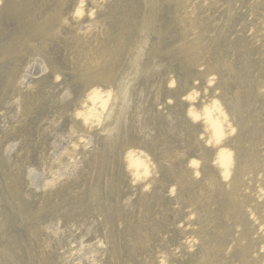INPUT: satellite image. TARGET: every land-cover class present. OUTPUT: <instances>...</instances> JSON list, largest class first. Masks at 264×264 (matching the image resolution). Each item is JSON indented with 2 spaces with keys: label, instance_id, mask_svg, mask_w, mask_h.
I'll use <instances>...</instances> for the list:
<instances>
[{
  "label": "bare ground",
  "instance_id": "obj_1",
  "mask_svg": "<svg viewBox=\"0 0 264 264\" xmlns=\"http://www.w3.org/2000/svg\"><path fill=\"white\" fill-rule=\"evenodd\" d=\"M79 3L0 0V170L21 167L8 185L23 228L52 250L55 223L85 212L68 203L84 171L104 165L93 141H106L117 178L105 174L100 195L91 183L83 205L96 200L97 216L77 223L106 234L76 264H264V0H84L73 19ZM126 36L173 39L151 56L192 85L165 77L163 99L130 107L118 72L142 50ZM175 108L178 126L157 121Z\"/></svg>",
  "mask_w": 264,
  "mask_h": 264
},
{
  "label": "rangeland",
  "instance_id": "obj_2",
  "mask_svg": "<svg viewBox=\"0 0 264 264\" xmlns=\"http://www.w3.org/2000/svg\"><path fill=\"white\" fill-rule=\"evenodd\" d=\"M128 3L132 4L130 1ZM130 6H128V4H126L125 6V4L121 3V7L119 8L128 9L130 8ZM166 8L167 10H170L169 7H166ZM140 14L141 12H138V15ZM133 39L134 38L132 36L131 38L130 36L125 37V40H127L130 43H133L131 48L137 45L138 51L142 50L141 51L142 56L139 57L135 65L131 63V65L127 66L123 70L120 69V71L118 72V77H117L119 82L122 85L121 86L122 91L126 89L127 94L129 96L132 95L131 98H128L130 107L131 105L132 107H135V106H137L138 108L140 107L139 110L143 112L144 108L146 107L149 108L150 106L155 105L154 103L156 101L159 102L161 99H163L166 95V93L164 92V87L166 85L163 82V79L165 77L173 78V82L176 86L179 85L180 87L188 88V86L192 85V83L189 80V71L185 70L184 73L181 70L179 71V66L173 63L172 61L170 62L169 58L165 56H160L158 57V59H153L151 56L150 48L154 43L157 42V44L161 45L162 47H167L172 43L173 39L171 41H168L166 39V36H163L162 38H159L156 41H152L151 39H148L147 43L144 40H143L144 42L140 41L138 38H136V40H133ZM141 42H143V44H141ZM0 46H1V43H0ZM131 48H127V51L129 52L126 54V58L130 55ZM169 71L171 72L170 75L168 74ZM0 86H1V80H0ZM63 87H68V86L62 85V88ZM72 87L75 88L76 86H74L73 84ZM67 90H71V89H67ZM178 107L181 108V105L178 104ZM176 109L177 108H175V110L165 109L166 112L164 113V116H166L167 119L163 117H159L160 119H158L157 121L159 123H163L165 127H167L169 124L173 128L174 126H178V123H180V120L181 122L183 121V115L179 116V113ZM161 116H162V113H161ZM168 117L172 118V121L168 120ZM2 128L3 130L1 131V134L5 138L6 134H8L7 130L9 128V125L7 127L2 126ZM151 129H152V133H151L152 135L155 133L158 134L156 132L157 127H154V126L152 128H149L148 126H146L144 132L145 131L147 132L148 130H151ZM166 129H170V128H166ZM93 142L94 144H96L94 152L96 150L102 151L101 154L103 153V155L101 156L96 155V156L97 158H100V157L104 158V160L102 161L104 162L103 164L105 166L101 165L98 167L88 168V170L84 171L87 177L84 178L82 182H80L79 184L76 183V185L74 186V189L83 188L82 189L83 195L79 196V198L77 199H70L68 203L70 206L68 209L72 210V209L77 208V212L81 211L79 209H82V211H85V212L77 213L78 216L71 217V220L69 221L60 219L59 221L55 223L56 229H58L56 230L55 234H58L57 235L58 238L56 242L54 241L55 239L52 240L54 242L52 250H49V249L47 250L48 248L47 243L40 242L38 246V244H36V242L31 239L32 235H29V232H27L23 228L24 225H22V222L20 221L19 213L15 211L18 203H16V200H14V197L9 190L10 188L8 185L9 184L8 181L11 179L10 177L11 173L13 174V178L15 179L18 180L21 178L19 177L22 174L19 172L21 167L18 165H14L12 170L10 168L7 169L6 171L0 170V263L1 264H30L28 263V261L31 260L33 257H34V262L37 263V260H39V258L44 257L46 253L48 254V251L50 252L48 256L53 258V259L51 258L48 259L51 264H76V262L80 260L82 261L88 260L87 262L93 261L91 260L93 258H90L87 255V252L83 249V246L84 247L87 246V243H89L87 242V240L91 239L90 236H96L99 233H100L99 236H104L106 232L101 231V232L95 233L93 228H90V232H89L90 235H88L86 230L81 229L83 228V225H85L88 222V220L91 219V217L97 216L96 215L97 212H94L95 209L93 208L96 204V200L95 202H93L94 204L91 207L86 206L87 204H90L89 200L91 198L89 197V194L93 193L91 183L93 184V187L96 190V194L100 195V193H102L104 187L106 186V182L104 180L105 174H109L112 177L117 178L113 170L118 169V167H115V165L111 166L106 160L107 155H109L107 151L106 141L104 145L102 144L101 147H99L100 145L98 142H95V141ZM114 144H115V141L110 139L108 146L111 150L114 147ZM86 194H88V196H86ZM100 202L102 203V201ZM83 204H86V205H83ZM82 205L86 207H82ZM79 215H83V217H79ZM83 218L86 219V223L85 221H83L81 222L83 223V225H81V223L80 225H78L77 223ZM68 229H71L72 231H76L80 229L81 235L78 234L77 236L75 235L73 237H69L65 235L67 234L66 232L68 231ZM54 237L56 238L55 235ZM65 239L70 241L69 244H72V247L75 249L71 253H67L70 250V247H64L62 245V242ZM42 250H45L46 252L45 251L41 252L42 256H40L39 252ZM55 253L57 254L55 255ZM96 254L97 253L94 252V255ZM104 256L105 255H103L102 258H104ZM77 258L78 259L80 258V260H78Z\"/></svg>",
  "mask_w": 264,
  "mask_h": 264
},
{
  "label": "clouds",
  "instance_id": "obj_3",
  "mask_svg": "<svg viewBox=\"0 0 264 264\" xmlns=\"http://www.w3.org/2000/svg\"><path fill=\"white\" fill-rule=\"evenodd\" d=\"M84 8H85L84 0H80V3H79V5H78V7H77V8L73 11V13H72V17H73V19H80V20H82V19L84 18V16H85ZM87 15H88L89 17H93V16L95 15L94 10L89 11V12L87 13ZM56 79H57V81H58L60 78L57 77ZM170 86L174 87V86H175V85H174V82H173V84H171ZM188 99H191V97H189ZM169 103H171V101H169Z\"/></svg>",
  "mask_w": 264,
  "mask_h": 264
}]
</instances>
